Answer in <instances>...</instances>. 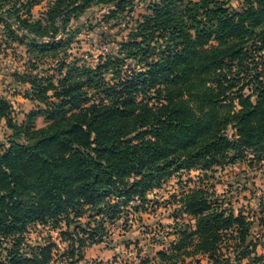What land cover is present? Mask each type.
I'll return each mask as SVG.
<instances>
[{
    "label": "trees",
    "instance_id": "1",
    "mask_svg": "<svg viewBox=\"0 0 264 264\" xmlns=\"http://www.w3.org/2000/svg\"><path fill=\"white\" fill-rule=\"evenodd\" d=\"M40 2L0 0V26L10 41L37 49L36 60L55 53L64 44L56 32L93 4L107 8L105 20L139 4L145 12L120 41L101 34L116 48L93 64L74 58L34 73L33 62L15 72L37 103L21 123L0 94V121L11 130L8 146L0 142V264L51 262L57 244L28 237L37 225L58 230L64 254L77 261L83 242L140 220L155 201L150 193L191 170L193 186L167 198L173 238L166 247L152 238L162 247L148 248L139 264L196 255L264 264V196L249 216L208 183L217 169L264 160V0H51L34 18Z\"/></svg>",
    "mask_w": 264,
    "mask_h": 264
},
{
    "label": "rangeland",
    "instance_id": "2",
    "mask_svg": "<svg viewBox=\"0 0 264 264\" xmlns=\"http://www.w3.org/2000/svg\"><path fill=\"white\" fill-rule=\"evenodd\" d=\"M50 3L51 0H41L40 4L33 7L32 16L34 18L42 17ZM231 5L232 7L239 6L235 1H232ZM106 9L103 5L93 4L82 13H75L76 16L72 17L66 31L55 34L56 38L62 39L64 44L56 48L55 53L43 54L45 57L40 60H36L34 57L37 54V49L31 51L25 44L20 45L10 41L11 38L6 36L0 26V94L10 102L12 116L16 122L21 123L25 120V114L37 107L36 102L24 97L27 84L22 83L20 79L21 74L28 71L33 62L37 66L34 73L45 71L53 73L60 61L71 62L74 58L83 60L87 64H93L96 57L105 53L109 46L116 48L115 42H108L107 39L101 37V34H106L111 40L118 42L125 38L130 28L133 27L134 19L138 18V14L145 12V6L139 4L130 14L105 20ZM15 72L20 77L15 75ZM33 123L36 127L42 126L44 119L38 116ZM10 134L11 130L6 126L5 121L1 120L0 142L3 144V148L8 146ZM197 174L196 170L172 174L165 180L161 188L149 194V198L157 201L151 203V210L142 213L140 220H130L126 224L118 221L116 225L110 227L109 237L102 242H83L81 258L77 261H70L71 259L64 254L68 242L61 240L58 230H50L48 227L37 225L28 237L33 242L52 241L57 244L53 249V259L49 264H110L113 262L117 264L125 259H130L131 256L128 255V252L131 250L139 255L130 260L139 264L140 259L146 258L148 248H152L154 252L162 247V245L154 243L152 238L163 240L165 247L167 241L173 238V235H166V232L170 231L168 226L172 224L170 215L174 207L170 202L167 203V198L171 193L180 192L182 186L184 189L193 186V183L187 182V180H196ZM208 183L218 194H223L229 199L234 210L241 209L252 216L257 212L255 203L260 196H264V160L260 163L253 162L252 165L241 162L217 169L214 175L209 178ZM84 220L82 219V221ZM127 239H133L137 243L125 247L123 241ZM262 240L264 242V237ZM257 251L263 252L261 248H258ZM143 264H156V261L150 259ZM183 264H211V262L206 255H196L187 258ZM241 264H247V260H243Z\"/></svg>",
    "mask_w": 264,
    "mask_h": 264
},
{
    "label": "built area",
    "instance_id": "3",
    "mask_svg": "<svg viewBox=\"0 0 264 264\" xmlns=\"http://www.w3.org/2000/svg\"><path fill=\"white\" fill-rule=\"evenodd\" d=\"M128 255L131 257H135L136 256V252L134 250H131L128 252Z\"/></svg>",
    "mask_w": 264,
    "mask_h": 264
}]
</instances>
